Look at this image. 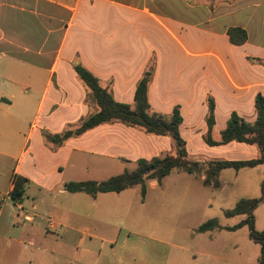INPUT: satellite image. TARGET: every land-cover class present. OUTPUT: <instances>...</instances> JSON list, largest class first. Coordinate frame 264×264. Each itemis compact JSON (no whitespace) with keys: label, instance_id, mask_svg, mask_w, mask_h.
<instances>
[{"label":"crops","instance_id":"1","mask_svg":"<svg viewBox=\"0 0 264 264\" xmlns=\"http://www.w3.org/2000/svg\"><path fill=\"white\" fill-rule=\"evenodd\" d=\"M235 27L246 33L239 45L227 36ZM75 63L116 102L130 106L152 63L149 111L169 117L178 110L190 160L205 165L255 159L254 145H208L206 116L211 99L214 142L231 113L256 120L255 98L264 97V0H0V264H31L35 258L38 264H235L212 250H167L156 261L154 252L131 247L132 237L144 238L131 229L140 220L134 204L144 208L158 190L161 197L154 199L163 195L169 206H180L205 188H223L204 186L203 171L172 170L160 184L149 180L139 203L133 202L139 185L94 198L65 190L69 182L90 180L83 176L98 178L111 169L136 168L139 159L174 154L171 138L119 122L61 144L46 140L45 134L74 129L97 111ZM174 171L186 175L177 199L162 188ZM233 171L235 178L254 176L252 192H260L264 165ZM14 178L22 182L18 200L10 198ZM258 208L254 227L264 231V210Z\"/></svg>","mask_w":264,"mask_h":264},{"label":"trees","instance_id":"2","mask_svg":"<svg viewBox=\"0 0 264 264\" xmlns=\"http://www.w3.org/2000/svg\"><path fill=\"white\" fill-rule=\"evenodd\" d=\"M227 36L230 43L239 45L246 40V33L241 28H229ZM82 84L88 89L91 98L97 107V111L84 118L74 129H68L60 134H45L46 140L53 144H61L71 137L82 133L104 123L119 122L130 127L141 129L145 134L166 136L174 143V154H165L161 157H153L150 160L139 159L136 162L135 170L124 171L119 175L109 177L101 182L82 181L69 182L65 190L70 193H84L92 198L100 193H119L134 186H140L141 198L145 196V183L155 180L158 184L167 177L172 170H178L187 174L199 175L204 173L203 185L218 188V173L222 169L239 170L241 168H251L257 165H264V97L260 95L255 98L256 120L248 123L235 113H231L226 127L220 132V141L214 142L210 139V132L213 126V103L208 99V112L206 116L207 133L205 142L212 145H224L235 141L254 145L258 149V157L245 161H211L205 165L192 161L188 158L185 144L180 137L178 125L180 116L177 109H174L169 117L149 111L147 102V88L152 79L154 67L150 63L137 81L133 105L116 102L110 92L100 85L97 77L90 73L80 63L73 65ZM13 190L10 193L12 200H18L21 196V180L13 179ZM264 203V180L260 185V196L252 199H241L235 203L230 210L223 212L224 217L244 215L245 219L233 227L225 228L234 231L243 226L248 229V238L259 246V255L256 264H264V231H258L254 227L253 211ZM217 219L213 218L199 225L196 229L198 233L219 229Z\"/></svg>","mask_w":264,"mask_h":264},{"label":"rangeland","instance_id":"3","mask_svg":"<svg viewBox=\"0 0 264 264\" xmlns=\"http://www.w3.org/2000/svg\"><path fill=\"white\" fill-rule=\"evenodd\" d=\"M73 156H76V154ZM124 169L127 172H131L135 170V166L127 165ZM123 170L119 169L116 171L111 169L105 174L98 176V178L96 175H92V177L96 178L83 176L85 177L83 179L106 180L108 177L106 175H119L124 172ZM234 172L233 169L225 171L218 178L219 184H224H222V189L205 188L204 193L200 194L199 198L190 197L187 200H183L184 202L180 206H169L168 200L164 199L163 195L162 198L154 199L157 195L161 197L162 193L160 194L158 190L150 193L145 201L144 208L141 209L134 204V212L139 213L140 220L139 224L131 229L137 231V234L142 235L144 238L132 237L131 247L133 249L136 247L139 251L148 250L149 252H154V259L156 261H160L167 250L178 254L184 250L202 252L212 250L220 258L232 260L235 264H256L259 246L249 240L247 227L234 231L225 229V226L238 224L240 218L233 216L226 219L223 216L224 211L232 209L235 203L241 199H252L260 196V192L257 194H253L252 192L254 191L252 185L256 182L254 176H250L246 180L245 176L239 174L235 178ZM185 176V174L174 171L165 180L162 188L165 190L166 197L169 195L175 199L180 197L181 188L186 179ZM139 198L141 199V194L138 189L133 202L139 203ZM262 210H264V207L260 206L258 213ZM148 217L149 219H147ZM213 218L217 219L220 226L219 229L208 233H198L196 231L200 224ZM262 219H264V216H262ZM123 233L125 234V232ZM118 243L120 244V241ZM135 243L138 246H135ZM30 260L32 261L31 264H38V258ZM42 261L44 263V260ZM222 263L224 262H221V260L217 262V264Z\"/></svg>","mask_w":264,"mask_h":264},{"label":"built area","instance_id":"4","mask_svg":"<svg viewBox=\"0 0 264 264\" xmlns=\"http://www.w3.org/2000/svg\"><path fill=\"white\" fill-rule=\"evenodd\" d=\"M1 199H2V198H1V196H0V201H1Z\"/></svg>","mask_w":264,"mask_h":264}]
</instances>
